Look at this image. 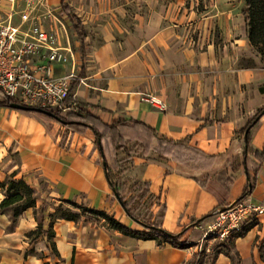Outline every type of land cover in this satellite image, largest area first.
<instances>
[{
  "label": "crops",
  "instance_id": "1",
  "mask_svg": "<svg viewBox=\"0 0 264 264\" xmlns=\"http://www.w3.org/2000/svg\"><path fill=\"white\" fill-rule=\"evenodd\" d=\"M26 7L0 0V24L20 27V38L32 25L22 22ZM32 7V20L46 29L55 17L62 21L60 45L70 51L76 24L100 26L95 41L85 39V56L74 53L78 109L69 112L92 115L90 125L105 137L98 142L92 128L75 131L42 112L0 107V206L21 180L35 201L17 216L26 198L0 208V264H191L200 246L211 248L202 264H264V214L241 225L247 232L231 254L215 253L224 242H203L198 228L238 201L247 170L256 182L246 201L264 205V160L256 155L264 154V114L245 159L243 131L264 108V61L249 40L245 0H35ZM72 68L56 64L53 74ZM166 143L187 146L191 156ZM125 148L138 150L131 168L154 201L153 222L181 235L185 247L125 235L104 220L53 219L60 205L84 201L133 227L106 169L112 173ZM40 227L32 243L29 234Z\"/></svg>",
  "mask_w": 264,
  "mask_h": 264
},
{
  "label": "built area",
  "instance_id": "2",
  "mask_svg": "<svg viewBox=\"0 0 264 264\" xmlns=\"http://www.w3.org/2000/svg\"><path fill=\"white\" fill-rule=\"evenodd\" d=\"M14 5L21 1L27 7L21 12L23 23L32 22L30 30L20 38L21 28L11 22L0 24V92L6 99L29 108L49 109L67 113L76 111L77 104L71 103L72 86L78 79L75 67L63 77H55L56 64L71 63L72 53L60 45L59 27L62 21L55 17L56 24L46 29L38 19L31 17L35 0H11ZM52 15L50 14V17ZM68 52L70 54H68ZM84 85V80L79 81ZM152 100H155L152 98ZM264 214V205L243 201L216 211L203 229L202 241L209 236L225 242L233 232L240 231L245 222ZM211 248L200 246V253Z\"/></svg>",
  "mask_w": 264,
  "mask_h": 264
},
{
  "label": "trees",
  "instance_id": "3",
  "mask_svg": "<svg viewBox=\"0 0 264 264\" xmlns=\"http://www.w3.org/2000/svg\"><path fill=\"white\" fill-rule=\"evenodd\" d=\"M68 11V9H66ZM69 12V11H68ZM243 15L246 19L247 26H248V34H249V40L251 45L254 48H257L259 52L264 57V0H245V8L243 10ZM72 18H74L72 15H70ZM75 19V18H74ZM80 24L75 25V29L77 31L80 30ZM75 83V82H74ZM74 83L72 86V91L74 89ZM13 104H18V102L13 101L11 99H6L3 101H0V107H11ZM33 111L42 110V113H50V117L55 118L59 122H61L64 126L71 128L75 131H82L84 129L92 128L97 135V141L101 142L102 139L105 137L103 134H101L97 129L92 127L90 123L92 121H95L96 119L87 113L84 110H80L77 113L76 112H68L63 113L61 111H52L49 109H41V108H32ZM264 114V108L259 111L255 118L249 122L246 129L243 131V133H246L247 138V149L245 153V159L247 164V155L249 152V134L251 130L255 127V125L259 122L262 115ZM116 126L124 125L123 123H116ZM258 157H260L261 160H264V154H256ZM108 173V179L110 181L111 186L114 188V192L116 196L118 195V198L120 202L122 203L123 208L126 210L128 215L136 220L135 217L131 215L130 210L128 209L127 205L123 202V200L120 198L119 190L118 188L113 184L111 174L109 171V168H107ZM247 170V165H246ZM247 176L250 182L247 184L246 188L244 189V192L242 196L238 199V201L235 204L241 203L247 199L248 196L252 194V191L255 186V179L251 181L249 172L247 170ZM9 195L7 199L1 204L0 208L6 209L16 203H19L20 201H23L24 198H26V202L23 203V205H18L14 213L17 216V214L20 212L21 209H24L26 207H30L35 204V201L33 199L34 191L24 182L19 181L17 183L12 182L9 187ZM69 205L73 206L74 208L78 209L81 213L77 214L74 213L73 210H69L67 212H61L59 216H53V219H69L78 221L82 218L86 220H95V221H101L104 220L107 222L108 226L113 229L122 232L125 235H129L135 238H143V239H157L164 243H169L173 245L174 247H185L186 243L181 242V235H175L167 232L166 230H163L157 226H145L147 229V232L144 234H139V232H135L131 230L130 228L122 225L120 222L116 221L114 218L110 217L107 213L98 211L95 209H90L86 205H78L75 203H69ZM61 207V206H60ZM86 214H89L90 216H86ZM212 215L207 216L206 218L202 219L200 222L205 221L206 219L210 218ZM247 230L243 229L241 231L233 232L229 239L224 242L223 244L219 246H215L212 250L215 253H219V249H223L226 254H231L233 251V244L234 241L237 238L243 237L246 234ZM43 234V228L40 227L36 233L29 234V237L32 238V243L35 242L41 235ZM47 235L52 236L53 233L49 230L47 232ZM203 258L202 253L196 254L191 264H202ZM210 262H213V258H210ZM235 264V262H234Z\"/></svg>",
  "mask_w": 264,
  "mask_h": 264
},
{
  "label": "rangeland",
  "instance_id": "4",
  "mask_svg": "<svg viewBox=\"0 0 264 264\" xmlns=\"http://www.w3.org/2000/svg\"><path fill=\"white\" fill-rule=\"evenodd\" d=\"M86 27V28H85ZM82 26L78 33H74L73 37H71V46H72V59L71 63L76 70V57L74 53H78V50L81 51L82 55L85 56V53L88 51L85 48L84 41L86 38H89L91 42L95 41L97 29H100V26L95 25H88ZM258 55L264 61V57L259 52L257 48H254ZM77 71V70H76ZM65 114V113H64ZM167 151L174 150L181 158L182 157H190L191 153L189 152V148L185 145H177L174 146L173 144L170 145L166 143ZM123 147H119L118 149H122ZM122 157H118L115 161L113 167V171L111 170V176L113 184L119 190V196L123 200V202L127 205L128 209L131 212V215L136 218L133 223V227L130 229L139 232V234H144L147 232V226H157L156 221L153 222V218L155 212L152 210L154 206L153 199L149 196L147 186H145L139 179L138 175L133 173L132 171V157L138 154V150H133L129 148H125L119 152ZM83 206L86 205V202H80ZM58 209H56L55 216H59L61 212H67L69 210L76 211L73 206L69 204L60 205ZM86 216H90L86 214ZM160 213H157V219L159 218ZM104 223L107 224L106 221ZM48 241H50V235L47 236ZM218 241H216L217 243ZM214 243V244H216Z\"/></svg>",
  "mask_w": 264,
  "mask_h": 264
},
{
  "label": "water",
  "instance_id": "5",
  "mask_svg": "<svg viewBox=\"0 0 264 264\" xmlns=\"http://www.w3.org/2000/svg\"><path fill=\"white\" fill-rule=\"evenodd\" d=\"M12 108H15V109H18V110H32V108H29V107H25V106H22V105H19V104H13L11 106ZM38 112H43L42 110H37ZM49 115H51L50 113H47ZM118 197V195H117Z\"/></svg>",
  "mask_w": 264,
  "mask_h": 264
}]
</instances>
